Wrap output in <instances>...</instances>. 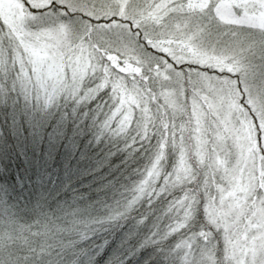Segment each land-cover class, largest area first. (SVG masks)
<instances>
[{
  "label": "snow or ice",
  "instance_id": "snow-or-ice-1",
  "mask_svg": "<svg viewBox=\"0 0 264 264\" xmlns=\"http://www.w3.org/2000/svg\"><path fill=\"white\" fill-rule=\"evenodd\" d=\"M13 93L124 156L102 210L0 193V264H264V0H0Z\"/></svg>",
  "mask_w": 264,
  "mask_h": 264
},
{
  "label": "trees",
  "instance_id": "trees-1",
  "mask_svg": "<svg viewBox=\"0 0 264 264\" xmlns=\"http://www.w3.org/2000/svg\"><path fill=\"white\" fill-rule=\"evenodd\" d=\"M25 111L20 103L9 104L8 96L0 97L4 199L11 204L46 205L48 210L61 205L102 210L101 202H111L115 195L102 185L111 179V165L124 154L107 155L110 143L97 139L81 106L75 111L58 109L49 118L40 112L28 116Z\"/></svg>",
  "mask_w": 264,
  "mask_h": 264
},
{
  "label": "rangeland",
  "instance_id": "rangeland-1",
  "mask_svg": "<svg viewBox=\"0 0 264 264\" xmlns=\"http://www.w3.org/2000/svg\"><path fill=\"white\" fill-rule=\"evenodd\" d=\"M6 96H8L9 104H11V101L15 102L16 104L20 103V105L24 107V109L26 110L25 113L28 116H30L31 113L32 115H34L40 112L41 115H44L46 116V118H49L52 115V113H54L58 109L65 110V108L73 109L76 107L74 101H64L63 98H61L59 103L44 108L41 104L36 103L34 100H25L23 96L16 93ZM6 96H3L1 98H5ZM44 116H42L43 119ZM31 118L33 119L34 116H31Z\"/></svg>",
  "mask_w": 264,
  "mask_h": 264
}]
</instances>
